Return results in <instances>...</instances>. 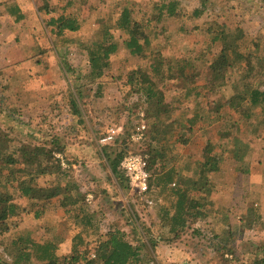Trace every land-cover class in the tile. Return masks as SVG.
I'll return each instance as SVG.
<instances>
[{
    "label": "rangeland",
    "instance_id": "1",
    "mask_svg": "<svg viewBox=\"0 0 264 264\" xmlns=\"http://www.w3.org/2000/svg\"><path fill=\"white\" fill-rule=\"evenodd\" d=\"M5 1L16 2L24 17L15 21L0 3V138L9 151L21 145L52 150L68 176L43 174L37 186L70 182L74 192L63 190L64 198L80 194L83 200L62 206V196L45 203L15 197L22 211L8 221V232H0V258L12 263L8 252L19 236L51 244L59 256L69 254L75 243L93 257L109 229L117 228L133 245H146L144 256L154 261L150 264H264V116L260 109L251 115L228 105L207 112V104L219 96L186 95L188 88L196 87L200 94L208 89L207 65L217 51L212 45L215 31L233 34L241 52L264 53V1L0 0ZM44 3L55 10H41ZM169 3L174 4V16L163 7ZM125 7L143 27L150 55L165 60L163 73L154 79L169 110L159 114V122L145 118L148 100L128 83L129 73L148 68L150 60L125 49V32L111 28L118 50L110 55L103 75L92 81L86 50L75 45L56 48L46 26L58 13L72 14L80 29L69 36L90 43L98 39L100 24L114 23ZM195 10L200 15L194 16ZM167 66H185L188 76L193 70L198 75L187 83L168 79L163 75ZM230 93L227 89L223 96ZM141 120L144 139L134 142ZM229 120L236 129L230 140L247 145L249 172L233 156V143L220 137V126ZM110 129L116 130L113 140L100 143ZM135 152L148 158L152 208L131 190L120 164L112 171L118 155ZM215 154L218 169L206 177L202 190H193L203 164ZM177 185L191 188L188 197L206 217L173 227L171 189ZM37 210H42L39 217ZM248 211H257L260 222L246 226ZM87 213L91 224H83ZM32 261L41 264L35 257Z\"/></svg>",
    "mask_w": 264,
    "mask_h": 264
},
{
    "label": "trees",
    "instance_id": "2",
    "mask_svg": "<svg viewBox=\"0 0 264 264\" xmlns=\"http://www.w3.org/2000/svg\"><path fill=\"white\" fill-rule=\"evenodd\" d=\"M264 1V0H262ZM5 7V12L14 17L15 21H20L24 16L15 2L10 4L8 1L0 2ZM70 4V2H67ZM68 5V4H67ZM61 8H66V6ZM167 8L169 16L175 15V7L173 3H169ZM41 10L46 12L49 10L47 3L43 4ZM194 16L200 15L199 10L194 11ZM46 26L48 27L51 36L55 40V47H72L73 45L86 50L90 63L89 74L92 81L101 77L104 70L108 67L110 55L118 50V44L112 41L110 34L111 28L115 27L126 33L127 38L124 40V47L131 55L139 56L143 59H149L148 68H138L133 70L128 75V83L133 91L140 92L148 100L147 106L144 108L145 118L147 120L154 118L159 122V114L169 113L163 102L164 95L156 90L155 77L162 74L165 60L153 57L148 52L149 39L143 31V27L137 23L131 16L129 7L123 8L118 18L114 23L103 22L98 32V39L93 42H75L70 36V33L77 32L80 29V22L77 17L72 14L58 13L57 16L51 17ZM230 38V39H229ZM233 34H224V32L215 31L212 37V45L217 48L216 54L210 59L207 68L210 71V82L206 85V93L200 94L195 92L196 87L188 88L186 95L191 92L195 96H206L212 94L219 96L217 100L212 99L207 104V112L217 111L224 106H230L235 111L249 112L253 115V111L260 109L264 116V53L255 56L252 51L241 52L235 43ZM233 43V44H232ZM264 52V51H263ZM172 61H169V63ZM185 66L180 69H172L166 67L164 77L168 79L181 80L187 83L190 78L196 77L197 70H193L188 76L185 72ZM234 79V80H233ZM228 88L222 89V87ZM229 90L230 95L225 98L224 91ZM158 98L155 103L151 101ZM222 98H224L222 100ZM220 101V102H218ZM206 113V112H205ZM203 114H201L202 116ZM235 123L230 120L223 123L219 128L221 139L228 143L232 142L233 156L237 162L244 166V170L249 172L250 168L245 163L246 147L245 143L235 138L232 141L230 136L236 132ZM5 141L0 138V232L9 231L8 221L22 211L21 206L15 201V197L29 200L31 202L40 201L47 202L53 198H61V205H69L81 202L82 195L77 194L75 198H64V193L74 192L70 188V182H66L61 186L59 182L53 183L50 186L39 187L36 184L37 178L43 174H53L66 178L68 174L61 167L60 161L52 154V150H47L42 146L21 145L11 151L5 148ZM62 150L61 148H58ZM123 154L118 155L112 165L113 173L117 172ZM219 158L217 155L210 156L203 164L202 173L191 184L193 190L200 191L204 188L206 177L218 169ZM246 168V169H245ZM251 171V170H250ZM124 173V172H123ZM202 181L203 184H202ZM151 180L149 179V195ZM187 185H177L171 189L172 208L175 211L172 214L174 225L184 226L187 219H203L207 213L200 208V204L196 200L188 197L191 190ZM65 192H64V191ZM204 201V198H202ZM42 210L35 212V217H39ZM91 214L87 213L82 217L83 224H91ZM246 226H251L254 223L260 222V214L257 211H248L245 213ZM105 238L100 241L94 249L93 257L89 256L87 250L78 249L77 244H73L69 254L59 256L52 249L51 244H38L32 240H22L19 237L12 239V250L8 252L12 257V263L6 262L0 258V264H34L32 259L35 257L41 264H150L154 263L152 257L147 259L144 256L145 244L133 245L127 240L123 231L117 228H111L105 234ZM77 237V236H76ZM79 238V237H77ZM76 240V238H74Z\"/></svg>",
    "mask_w": 264,
    "mask_h": 264
},
{
    "label": "built area",
    "instance_id": "3",
    "mask_svg": "<svg viewBox=\"0 0 264 264\" xmlns=\"http://www.w3.org/2000/svg\"><path fill=\"white\" fill-rule=\"evenodd\" d=\"M143 118V116L141 115ZM146 125L143 120L137 124L134 134L132 135V140L134 142H141L144 139ZM116 130L110 129L109 132L103 136L100 140V143H106L113 140ZM120 168L126 176L131 190L142 198L144 204L148 208H152L155 205V201L149 193V179L150 172L148 166L147 155H144L140 152L128 153L124 155L120 161Z\"/></svg>",
    "mask_w": 264,
    "mask_h": 264
}]
</instances>
